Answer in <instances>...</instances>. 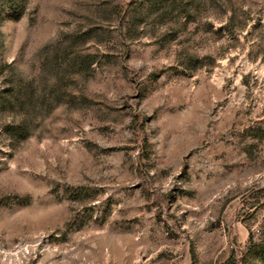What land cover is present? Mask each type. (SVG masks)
<instances>
[{"label":"rangeland","instance_id":"374dc122","mask_svg":"<svg viewBox=\"0 0 264 264\" xmlns=\"http://www.w3.org/2000/svg\"><path fill=\"white\" fill-rule=\"evenodd\" d=\"M0 264H264V0H0Z\"/></svg>","mask_w":264,"mask_h":264}]
</instances>
